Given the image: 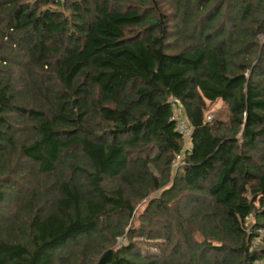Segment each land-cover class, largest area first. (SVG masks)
<instances>
[{
	"label": "trees",
	"instance_id": "16d2710c",
	"mask_svg": "<svg viewBox=\"0 0 264 264\" xmlns=\"http://www.w3.org/2000/svg\"><path fill=\"white\" fill-rule=\"evenodd\" d=\"M250 215L264 0H0V264H253Z\"/></svg>",
	"mask_w": 264,
	"mask_h": 264
},
{
	"label": "built area",
	"instance_id": "2783aa9c",
	"mask_svg": "<svg viewBox=\"0 0 264 264\" xmlns=\"http://www.w3.org/2000/svg\"><path fill=\"white\" fill-rule=\"evenodd\" d=\"M168 104L171 109L170 121L174 123L175 130L180 135L183 140L182 152L187 149L190 150V138L192 134V126L188 122L184 108L180 101L173 95L168 98ZM181 165V154H178L172 162L173 171ZM244 226L247 233H252V238L250 242L249 250L258 248L262 241L264 240V225H256L254 217L252 215L248 216L244 220ZM253 264H264V255L256 257L253 260Z\"/></svg>",
	"mask_w": 264,
	"mask_h": 264
},
{
	"label": "rangeland",
	"instance_id": "374dc122",
	"mask_svg": "<svg viewBox=\"0 0 264 264\" xmlns=\"http://www.w3.org/2000/svg\"><path fill=\"white\" fill-rule=\"evenodd\" d=\"M224 104L222 102H216V103H213V104H210L206 107V109L204 110V117H205V120L206 121H209V120H212L213 117H215L216 115H223L224 113ZM156 196V193H153L151 196H149L147 199L143 200L142 202L138 203L137 206H136V216L138 214H140L146 203L148 202V200L151 198V197H154ZM140 219L138 217V219L135 220V226H138L139 223H140ZM139 239V240H137ZM135 240L137 241H140L141 242V246H142V249H143V253L144 254H157L158 253V250L157 248L153 245L154 242L149 240V239H146L144 237H136ZM118 242L122 243V242H127L125 238L123 237H120L118 238ZM263 245V244H262Z\"/></svg>",
	"mask_w": 264,
	"mask_h": 264
}]
</instances>
